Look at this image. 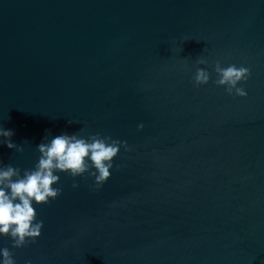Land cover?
I'll return each instance as SVG.
<instances>
[{
	"label": "water",
	"instance_id": "95a60500",
	"mask_svg": "<svg viewBox=\"0 0 264 264\" xmlns=\"http://www.w3.org/2000/svg\"><path fill=\"white\" fill-rule=\"evenodd\" d=\"M216 61L250 69L246 97ZM0 126L22 171L64 132L131 149L99 189L59 173L41 236L0 237L17 264H264V0H0Z\"/></svg>",
	"mask_w": 264,
	"mask_h": 264
},
{
	"label": "clouds",
	"instance_id": "9594fccd",
	"mask_svg": "<svg viewBox=\"0 0 264 264\" xmlns=\"http://www.w3.org/2000/svg\"><path fill=\"white\" fill-rule=\"evenodd\" d=\"M185 41V40H184ZM182 51V50H181ZM198 64L206 65L207 60L199 59ZM217 86H222L228 95L246 97L247 91L242 85L251 76L249 68L230 64L222 66L215 63ZM196 86L207 85L210 73L204 67H198L193 77ZM78 123L69 120L68 124ZM144 128L143 123L138 129ZM48 131V130H46ZM14 132L0 126V146L22 152L23 146L13 142ZM121 148L131 151L126 141L113 139L100 133L81 135L64 132L50 139L46 136L37 145L40 153L38 161L31 169L5 164L0 159V237L12 241V248L26 247L34 243L42 234L43 220H37L35 205H46L57 199L62 193L59 173H65L75 181L77 177L92 178L93 187L99 189L111 177L116 158ZM78 188V183H73ZM0 264H17L13 252L8 247H0ZM26 264H31L27 261Z\"/></svg>",
	"mask_w": 264,
	"mask_h": 264
}]
</instances>
